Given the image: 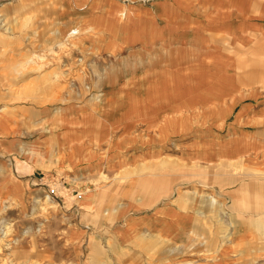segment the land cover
Instances as JSON below:
<instances>
[{
	"label": "rangeland",
	"instance_id": "1",
	"mask_svg": "<svg viewBox=\"0 0 264 264\" xmlns=\"http://www.w3.org/2000/svg\"><path fill=\"white\" fill-rule=\"evenodd\" d=\"M214 2L0 0V260L264 264V47Z\"/></svg>",
	"mask_w": 264,
	"mask_h": 264
},
{
	"label": "crops",
	"instance_id": "2",
	"mask_svg": "<svg viewBox=\"0 0 264 264\" xmlns=\"http://www.w3.org/2000/svg\"><path fill=\"white\" fill-rule=\"evenodd\" d=\"M211 1H215V6L220 5L227 9L224 13V16L228 17L225 21L226 26L233 29L237 27L243 31L247 30L249 32L254 31L259 33H256V39L261 40L260 42L246 39L249 37L248 33L243 35L244 38H241V34L238 33L237 39L240 43H253L250 47L254 49L264 47V0H225V3H217L219 0ZM227 2H232V5L228 6L226 4ZM250 108L256 110V113H264V103H261L257 107L252 104ZM253 118L254 117H251V119H248L247 121H252Z\"/></svg>",
	"mask_w": 264,
	"mask_h": 264
},
{
	"label": "bare ground",
	"instance_id": "3",
	"mask_svg": "<svg viewBox=\"0 0 264 264\" xmlns=\"http://www.w3.org/2000/svg\"><path fill=\"white\" fill-rule=\"evenodd\" d=\"M180 57H181V55H180ZM1 224L2 223L0 222V240L4 241L6 243V245H8V244H10L13 241L12 238L10 237L11 236V232L9 231L10 230L9 227H7V228H5L7 230V232L4 233V231H6V230L3 229V227H1ZM31 262L32 261L29 260L28 264H40V262L38 263V260L36 262H32V263ZM0 264H18V261H16L14 258H11L9 260L4 258V259L0 260Z\"/></svg>",
	"mask_w": 264,
	"mask_h": 264
},
{
	"label": "built area",
	"instance_id": "4",
	"mask_svg": "<svg viewBox=\"0 0 264 264\" xmlns=\"http://www.w3.org/2000/svg\"><path fill=\"white\" fill-rule=\"evenodd\" d=\"M45 177H47V176L43 175V176L40 178V180H41L42 182H45L44 184H45V186L47 187L48 194H53V193H55V191H56V186H55V184L52 183L50 180H48V177H47V178H45Z\"/></svg>",
	"mask_w": 264,
	"mask_h": 264
}]
</instances>
